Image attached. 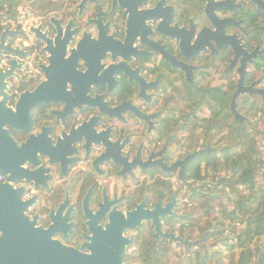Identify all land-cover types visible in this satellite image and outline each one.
Returning <instances> with one entry per match:
<instances>
[{
	"label": "flooded vegetation",
	"instance_id": "af4514ba",
	"mask_svg": "<svg viewBox=\"0 0 264 264\" xmlns=\"http://www.w3.org/2000/svg\"><path fill=\"white\" fill-rule=\"evenodd\" d=\"M51 56L66 98L8 127L32 142L0 152V183L14 174L37 239L67 252L52 258L264 264V221L232 183L264 134V0H0L8 107Z\"/></svg>",
	"mask_w": 264,
	"mask_h": 264
},
{
	"label": "water",
	"instance_id": "95a60500",
	"mask_svg": "<svg viewBox=\"0 0 264 264\" xmlns=\"http://www.w3.org/2000/svg\"><path fill=\"white\" fill-rule=\"evenodd\" d=\"M50 59V64L43 66L46 80L36 90L22 93L15 109L8 107L7 96H0V152L9 147L16 151V149L21 150L31 146L32 137L19 146L9 134L8 127L20 129L18 123L22 114L25 116V123L30 124L32 108L44 103L63 101L66 98V81L57 75L59 73L55 58L51 56ZM3 147L6 148L3 149ZM1 172L7 171L4 160L0 157ZM13 175L11 173L4 183H0V264H64L66 259L52 258V256L53 254L58 255L65 249L57 247L49 239L47 241L45 238L38 240L39 228H36L34 221H30L19 209L23 207L24 210L28 201H23L18 194L21 190L13 189L10 182L14 179ZM80 259L78 262L81 264H102V260L96 254H82Z\"/></svg>",
	"mask_w": 264,
	"mask_h": 264
},
{
	"label": "trees",
	"instance_id": "16d2710c",
	"mask_svg": "<svg viewBox=\"0 0 264 264\" xmlns=\"http://www.w3.org/2000/svg\"><path fill=\"white\" fill-rule=\"evenodd\" d=\"M260 134V133H258ZM257 138L253 137L252 133H248L246 163L241 164L240 160L233 162L237 163L236 169H232L233 177H237L239 182L247 186V189L252 190L248 194L249 206L248 214L251 221H264V209H259L264 206V160L260 157L259 147L256 145ZM234 158V157H233ZM239 174L238 176H236Z\"/></svg>",
	"mask_w": 264,
	"mask_h": 264
},
{
	"label": "rangeland",
	"instance_id": "374dc122",
	"mask_svg": "<svg viewBox=\"0 0 264 264\" xmlns=\"http://www.w3.org/2000/svg\"><path fill=\"white\" fill-rule=\"evenodd\" d=\"M253 137L257 138V142H259V150H260V157L264 160V134L260 133V134H253ZM239 174H237L236 176H238ZM239 179L237 177H233L232 183L236 185L235 188H241L244 190V193L246 195L250 194L252 192V190L247 189V186L245 184H243L242 182H239ZM264 201V198H262ZM249 204V202H248ZM248 214V213H247ZM252 216V214H248L247 216V220H249V217Z\"/></svg>",
	"mask_w": 264,
	"mask_h": 264
}]
</instances>
